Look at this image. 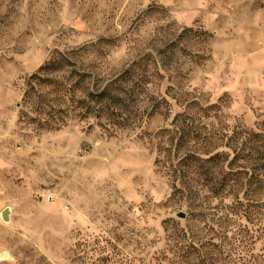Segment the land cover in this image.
<instances>
[{
    "label": "rangeland",
    "instance_id": "1",
    "mask_svg": "<svg viewBox=\"0 0 264 264\" xmlns=\"http://www.w3.org/2000/svg\"><path fill=\"white\" fill-rule=\"evenodd\" d=\"M73 50L96 80L140 68L135 121L82 117L75 98L55 103L29 82L54 51ZM189 101L208 128L264 134V0H0V264H239L231 233L190 239L217 227L180 191L206 186L162 166L163 130ZM247 254L264 264L262 241Z\"/></svg>",
    "mask_w": 264,
    "mask_h": 264
},
{
    "label": "trees",
    "instance_id": "2",
    "mask_svg": "<svg viewBox=\"0 0 264 264\" xmlns=\"http://www.w3.org/2000/svg\"><path fill=\"white\" fill-rule=\"evenodd\" d=\"M78 55L76 50L54 51L50 59L29 77V82L33 81V86L42 84L52 88L47 95H53L55 103L64 102L67 96L72 100L75 98L74 103L81 109L82 117L94 113L99 119L115 125L135 121L139 110L134 104L139 101L145 82L144 75L137 73L140 68L128 65L109 78L99 76L96 80L92 70L76 60ZM60 73L62 77L57 78ZM38 97V107L43 108L46 96L43 98L39 94ZM171 98L179 103L178 98ZM195 104L191 101L181 104L185 111L173 117L171 128L163 130L167 138L162 166L175 182L187 185L195 181L196 176L206 186L204 194L188 187L180 191L185 200L199 199L198 222L203 225L215 223L217 227L191 231L190 239L201 240L204 232L213 230L214 236L226 239L231 233L230 240L239 249V264H256L255 257L247 253L258 241L264 244V228L256 231L249 227H229V224L242 218L249 224L264 220V134L240 127H234L231 133L208 128L201 124L200 117L186 113V109ZM48 107L52 109V106ZM213 201L217 202L214 206ZM179 233L188 234L182 229ZM192 240L190 247L195 251L204 248L208 255L217 249L214 243L198 245Z\"/></svg>",
    "mask_w": 264,
    "mask_h": 264
},
{
    "label": "water",
    "instance_id": "3",
    "mask_svg": "<svg viewBox=\"0 0 264 264\" xmlns=\"http://www.w3.org/2000/svg\"><path fill=\"white\" fill-rule=\"evenodd\" d=\"M176 216L180 220H185V218H186V214L183 212H179ZM1 218L3 221L8 222V220H9V210L8 209H4L1 212Z\"/></svg>",
    "mask_w": 264,
    "mask_h": 264
}]
</instances>
